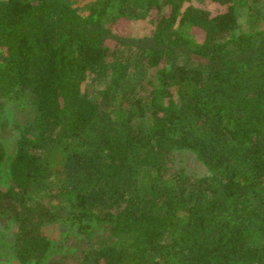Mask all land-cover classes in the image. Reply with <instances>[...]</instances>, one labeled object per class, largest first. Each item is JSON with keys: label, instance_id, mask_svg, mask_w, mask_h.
Listing matches in <instances>:
<instances>
[{"label": "trees", "instance_id": "16d2710c", "mask_svg": "<svg viewBox=\"0 0 264 264\" xmlns=\"http://www.w3.org/2000/svg\"><path fill=\"white\" fill-rule=\"evenodd\" d=\"M85 1L0 0V128L27 112L0 176L17 264H264V0ZM63 211L110 241L49 258Z\"/></svg>", "mask_w": 264, "mask_h": 264}, {"label": "rangeland", "instance_id": "374dc122", "mask_svg": "<svg viewBox=\"0 0 264 264\" xmlns=\"http://www.w3.org/2000/svg\"><path fill=\"white\" fill-rule=\"evenodd\" d=\"M75 7L80 9L84 6L85 0H70ZM212 9L214 5H211ZM150 23L148 21L124 22L122 31L130 36L140 37L148 35L150 32ZM245 30H251L249 23L244 25ZM27 121V112L23 106L16 102H8L3 112L4 127L0 128V143L4 145L7 157L4 163L0 164V176L2 185L7 186L9 176L6 164L9 162L16 149L18 140L17 125H25ZM8 158V159H7ZM174 167L182 170L186 175L192 177H206L211 175L208 168L197 159L196 155L186 149L176 150L173 154ZM62 218L58 223L47 225L45 230L52 240V249L49 258L59 255L72 253L73 250L67 244L68 238H77L85 242L89 241L93 246H103L110 240L103 228L92 224L87 235H80L75 228L66 222L65 212H61ZM85 239V240H84ZM77 248H80L77 246ZM15 224L8 216L0 215V264H17L15 254ZM75 250V249H74Z\"/></svg>", "mask_w": 264, "mask_h": 264}]
</instances>
